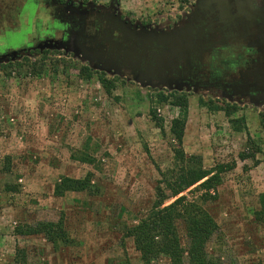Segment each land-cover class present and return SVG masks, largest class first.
Instances as JSON below:
<instances>
[{
	"label": "rangeland",
	"instance_id": "obj_1",
	"mask_svg": "<svg viewBox=\"0 0 264 264\" xmlns=\"http://www.w3.org/2000/svg\"><path fill=\"white\" fill-rule=\"evenodd\" d=\"M12 1L0 0V31L8 27ZM195 2L116 0L115 8L132 27L157 32L184 19ZM18 45L0 42V51ZM44 47L50 50H22L0 61V264H142L127 230L150 208L159 170L172 167L176 145L170 126L178 108L172 97L161 102L159 93L187 98V155L200 156L206 169L235 162L206 205L218 225L208 252L218 264H264V214L258 213L264 102L142 84L57 45ZM100 75L112 85L103 86ZM200 99L234 105L231 118L240 120V131ZM66 178L83 180L86 188L65 190ZM39 222H61L67 242L55 246L41 234L16 233ZM151 264L170 263L161 257Z\"/></svg>",
	"mask_w": 264,
	"mask_h": 264
},
{
	"label": "flooded vegetation",
	"instance_id": "obj_2",
	"mask_svg": "<svg viewBox=\"0 0 264 264\" xmlns=\"http://www.w3.org/2000/svg\"><path fill=\"white\" fill-rule=\"evenodd\" d=\"M115 5L116 0L102 6L81 0H13L0 42L18 40V50L46 51L50 50L44 47L48 44L81 50L95 37L104 52L99 64L106 63L118 74L133 78L141 73L143 61L139 69H131L123 65L121 53L116 57L106 53L112 44L127 45L120 29L123 21L129 23ZM32 27L34 35L28 39ZM178 27L188 28L194 44L190 61L144 83L214 90L234 100L264 102V0H204L195 3L177 24L157 33ZM131 30L145 31L139 26H131ZM13 50L7 47L0 55Z\"/></svg>",
	"mask_w": 264,
	"mask_h": 264
},
{
	"label": "trees",
	"instance_id": "obj_3",
	"mask_svg": "<svg viewBox=\"0 0 264 264\" xmlns=\"http://www.w3.org/2000/svg\"><path fill=\"white\" fill-rule=\"evenodd\" d=\"M190 1L192 0H179L182 4ZM84 70L89 78L90 70ZM99 81L103 86L112 85V81L102 75L99 76ZM158 96L161 102L172 97L171 104L178 108V115L172 119L170 126V132L176 141L173 165L164 171L159 170L160 179L154 188V200L145 214L128 228L127 234L133 239L142 264H151L161 257L167 258L170 264H218L207 250V244L216 233L218 225L206 205L216 200V187L222 183V175L234 169L235 162L221 163L206 169L200 156L187 155L182 148L188 115L187 98L184 95L167 96L163 93ZM199 104L213 112L223 111L229 117L232 128L240 131V120L231 118L235 111L234 105L222 107L211 100L202 99ZM247 157V154H240L241 159ZM64 182L65 190L82 191L86 188L83 180L66 178ZM59 193L61 194L60 190ZM170 199L173 201L166 203ZM258 200L261 206L258 213L261 216L264 214V193L259 195ZM16 233L41 234L55 246L68 239L61 222H39L35 227H29L26 231L18 229Z\"/></svg>",
	"mask_w": 264,
	"mask_h": 264
},
{
	"label": "water",
	"instance_id": "obj_4",
	"mask_svg": "<svg viewBox=\"0 0 264 264\" xmlns=\"http://www.w3.org/2000/svg\"><path fill=\"white\" fill-rule=\"evenodd\" d=\"M202 1L204 0H196L195 3L199 5ZM123 22L122 26L124 27L120 30L123 32L124 41L127 45L112 44L106 53L107 56L112 57H116L115 55L118 56L121 53L123 65L131 69H139L141 61H143L145 65H142L141 73L133 77L138 82L143 84L146 79L178 70L176 67L179 65L178 63H188L190 61L194 44L191 42V37L187 35V31H189L187 27H178L167 33H157L156 31L136 32L131 30L129 24L126 23L125 25ZM100 45L98 39L92 37L81 50L68 47L66 49L72 51L74 55L81 56L82 59L88 61L95 68L108 71L111 69L110 65L108 66L106 63L99 64L100 57L104 53ZM59 47L64 48V45L60 44ZM20 51L22 49L1 54L0 61L7 57H14ZM148 54L149 58H146Z\"/></svg>",
	"mask_w": 264,
	"mask_h": 264
}]
</instances>
